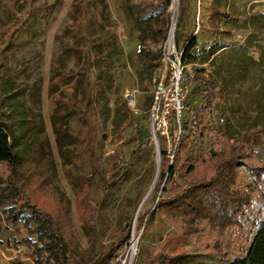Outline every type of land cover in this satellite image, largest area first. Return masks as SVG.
<instances>
[{"label":"rangeland","instance_id":"rangeland-1","mask_svg":"<svg viewBox=\"0 0 264 264\" xmlns=\"http://www.w3.org/2000/svg\"><path fill=\"white\" fill-rule=\"evenodd\" d=\"M184 1L190 13L182 32L196 33L201 22L200 39L220 49L210 62L185 65L183 94L192 92L191 110L203 107L194 83L198 68L215 76L224 94L213 122L197 131L204 140L199 137L182 158L196 159L194 173L202 174L198 159L210 147L231 138L246 143L247 157L236 171L238 187L253 191L245 211L251 218L264 202V176L257 190L247 173L251 167L264 171V0H218L220 13L211 11L216 4L209 0L202 9L199 0ZM179 11L180 0H0V121L11 127L21 156L14 171L1 164L0 176L12 174L22 195L52 216L71 243L74 264H147L168 255H182L185 264H220L211 256L220 252L213 240L224 234L186 236L155 208L163 152L171 158L175 146L170 130L157 133L155 143L153 111L145 105L172 75L164 54L168 39L158 41L155 25L168 29L171 22L176 29ZM134 118L151 142L113 175L115 155L129 160L143 139ZM192 175L185 168L162 185H185ZM0 225V264H34L26 243L34 236L23 222L10 223L0 207ZM128 226L131 239L123 244ZM237 247L232 243L230 250Z\"/></svg>","mask_w":264,"mask_h":264},{"label":"trees","instance_id":"trees-1","mask_svg":"<svg viewBox=\"0 0 264 264\" xmlns=\"http://www.w3.org/2000/svg\"><path fill=\"white\" fill-rule=\"evenodd\" d=\"M162 3L165 0H158ZM166 0V4L168 5ZM199 6L205 7L207 0H199ZM218 0H209L215 3L210 10L215 13L223 11ZM202 12V11H201ZM190 13V7L184 0H180L179 19L175 29V42L182 51V63L189 65L203 61L205 63L212 61L220 49L216 42H204L200 39L199 31L202 26L199 22V28L196 33L182 32L184 27V17ZM202 13H200L201 16ZM212 16V13L210 14ZM168 29L157 23L156 31L159 32L158 41L166 39ZM214 33V32H213ZM216 34V33H215ZM196 92L205 97V103L202 108L191 110L188 104L191 91H188L185 99V108L182 111L180 122H178L176 111L172 110L170 114V133L173 137L172 145L175 146L173 157L171 153L164 151L166 163L160 174V183L156 187L154 198L159 195L156 210L162 213L164 219L176 226L186 236H193L197 233H205L209 230L217 231L223 239L216 238L219 249L218 254H210L213 260L220 264H264V202L258 212L252 217H247L245 212L249 205H252L253 191L251 187L239 188V175L236 167L241 163V158L247 157V145L243 141L235 138L223 140L219 146H212L199 157L200 166L205 167L202 174L194 173L195 160L192 156L183 160V153L192 147L197 139H203L204 136H198L197 131L208 122H213V111L217 101L222 98L223 90L218 86V80L215 76L206 74L205 68H198L194 76ZM93 86V84H92ZM195 91V90H194ZM146 102L145 106L149 109L152 103ZM186 112V120L182 116ZM211 120H207V116ZM135 127L141 139L140 145L131 152L130 159L117 153L113 164L110 165V171L113 175L129 165V163L138 157L144 150V145L151 142V138L144 140L143 127L139 118H134ZM161 134H158L160 137ZM13 131L9 124L0 121V165L6 164L11 171L15 166L21 163V156L14 151L12 146ZM200 137V138H199ZM149 142V143H148ZM91 155H93L91 153ZM187 162H191L187 165ZM187 165V166H186ZM95 174L99 173V167L94 163ZM189 168L193 173L191 180L185 182V185L174 184L170 188L162 185L163 181L173 179L174 175L183 169ZM250 175V185L257 190H261L264 171L257 167H251L248 170ZM161 188V189H160ZM160 189V193H159ZM255 189V191H257ZM8 204V207H4ZM0 207L6 213V219L13 224L23 222L28 233L34 238L26 239L27 245L31 248L30 256L34 264H74L71 262V243L59 233L56 222L51 215L41 212L34 204L26 199L20 190V187L14 180V177L7 175L5 178L0 176ZM251 207V206H250ZM249 207V208H250ZM241 216V218H240ZM146 212L140 216V225L144 222ZM243 217V218H242ZM4 227L0 225V244ZM125 237L123 244H128L131 239V228L124 231ZM222 239V240H221ZM238 244L236 250H230L231 244ZM243 243V244H242ZM214 248H217L214 246ZM234 249V248H233ZM139 252L146 256V250ZM182 255L163 256L157 259L159 264H168L173 261L182 262ZM153 260L147 264H156Z\"/></svg>","mask_w":264,"mask_h":264},{"label":"built area","instance_id":"built-area-1","mask_svg":"<svg viewBox=\"0 0 264 264\" xmlns=\"http://www.w3.org/2000/svg\"><path fill=\"white\" fill-rule=\"evenodd\" d=\"M166 49L164 50L165 58L171 66L172 75L168 84L160 83L156 86L152 94L151 110L152 114V134L157 138L158 134L168 135L170 129V114L172 110L176 111L178 122L182 111L185 108L186 94H183L184 89V70L185 65L182 63V51L177 48L175 42V32L172 28L167 36ZM129 104L135 108L136 99L129 98ZM174 155H172L173 157Z\"/></svg>","mask_w":264,"mask_h":264},{"label":"water","instance_id":"water-1","mask_svg":"<svg viewBox=\"0 0 264 264\" xmlns=\"http://www.w3.org/2000/svg\"><path fill=\"white\" fill-rule=\"evenodd\" d=\"M172 25H173V24H172ZM172 25H171V28H172ZM171 28H170V30H171ZM173 32H175V28H174ZM153 138H154V141H155V143H156V139H155V137H153Z\"/></svg>","mask_w":264,"mask_h":264},{"label":"bare ground","instance_id":"bare-ground-1","mask_svg":"<svg viewBox=\"0 0 264 264\" xmlns=\"http://www.w3.org/2000/svg\"><path fill=\"white\" fill-rule=\"evenodd\" d=\"M174 28H175V24H173L172 25V30H174ZM136 242V241H135ZM136 245L134 244V247H135Z\"/></svg>","mask_w":264,"mask_h":264}]
</instances>
